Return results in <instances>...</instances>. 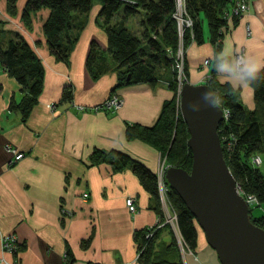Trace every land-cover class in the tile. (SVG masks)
<instances>
[{"label": "crops", "instance_id": "obj_1", "mask_svg": "<svg viewBox=\"0 0 264 264\" xmlns=\"http://www.w3.org/2000/svg\"><path fill=\"white\" fill-rule=\"evenodd\" d=\"M27 1L18 0V13L11 16L7 0H0L1 47L20 33L45 67L43 93L23 123L18 112L9 110L13 99L20 102L24 96L21 85L0 66V264H69V252L71 264H142L137 233L159 222L153 197L130 167L114 172L108 163L92 166L91 155L96 149L124 152L156 173L161 154L142 141L128 140L126 129L134 124L154 126L174 93L162 83L119 85L118 64L111 55H102L108 51L107 35L94 20L73 47L69 62L58 60L43 30L50 10L32 13L27 26L22 18ZM204 35V44L193 43L188 49L189 83L206 84L216 70L219 81L238 92L240 104L254 110L253 88L236 72L218 65H235L241 49L264 65V0H250L248 12L230 22L219 51L210 42L206 24ZM94 42L101 50L94 66L97 78L87 66ZM206 60L210 66L204 65ZM67 89L72 98L66 101ZM112 96L121 101L114 112L78 109ZM11 148L26 156L14 162ZM129 197L135 198L137 213L127 206ZM164 230L158 246L172 239L171 229V239H164ZM9 235L20 242L16 253L2 246V237ZM208 246L199 230L197 251ZM188 254L195 253L182 252V261Z\"/></svg>", "mask_w": 264, "mask_h": 264}, {"label": "trees", "instance_id": "obj_2", "mask_svg": "<svg viewBox=\"0 0 264 264\" xmlns=\"http://www.w3.org/2000/svg\"><path fill=\"white\" fill-rule=\"evenodd\" d=\"M17 2L18 0H7V12L11 16L18 13ZM238 2L239 0H186L187 13L193 20V32L186 31L185 46L188 48L192 43H205L204 25L207 22L210 42L219 51L230 22H237L241 18L240 15L232 14ZM123 5H128L126 16L113 25L112 21ZM91 7L92 0H28L22 18L30 26L32 13L50 10V16L43 27L48 46L58 60L68 63L72 49L80 39L77 33L73 34V38L67 35L72 27L73 13L84 14ZM139 9L145 12L142 37L126 26L129 17ZM176 10L177 0H105L100 16L108 38V52L118 64L119 85L157 84L164 80L170 84L174 93L173 98L165 103L154 126L128 125L127 139L150 145L170 167L190 172L193 166V153L188 144L190 131L180 110L177 73L173 69L175 54L179 48L178 23L174 17ZM100 55L99 45L92 43L87 66L95 78L98 75L94 72V66ZM0 66L21 85L24 96L20 102L13 99L9 110L18 112L22 122L26 123L43 93L45 67L20 33L13 35L5 49L0 44ZM186 76L188 78L187 64ZM246 81L249 85L251 83L254 91L255 109L251 111L240 104L238 92L230 84L219 81L216 70L212 71L206 84L215 95V104L221 100L219 106L231 113L229 122L222 124L219 129L226 163L242 192L245 195H255L259 204L254 207L260 208L264 206V174L252 160L258 155L264 156V71L255 80L249 77ZM71 98L72 93L67 89L64 100ZM227 140L233 143L231 149H228ZM103 163L111 165L114 172H123L130 167L143 188L153 197V209L159 216V221L164 220L156 173L127 153L94 150L91 165L99 166ZM169 196L178 217L179 232L188 249L196 254L199 230L204 231L178 193L170 189ZM250 213L253 223L264 229V214L255 218L252 205ZM167 228L171 229L169 225H165L161 228L150 227L137 233L139 260L142 264H183L182 251L172 229L169 243L162 246L156 243L160 233ZM150 232L154 234L147 238ZM68 256L71 264L74 259L70 252Z\"/></svg>", "mask_w": 264, "mask_h": 264}, {"label": "water", "instance_id": "obj_3", "mask_svg": "<svg viewBox=\"0 0 264 264\" xmlns=\"http://www.w3.org/2000/svg\"><path fill=\"white\" fill-rule=\"evenodd\" d=\"M214 104L208 85L188 82L183 86L180 110L190 131L193 166L190 172L170 167L166 178L196 218L221 264H264V229L253 223L250 206L226 163L219 135L224 110Z\"/></svg>", "mask_w": 264, "mask_h": 264}, {"label": "built area", "instance_id": "obj_4", "mask_svg": "<svg viewBox=\"0 0 264 264\" xmlns=\"http://www.w3.org/2000/svg\"><path fill=\"white\" fill-rule=\"evenodd\" d=\"M249 3L250 0H239L237 6L235 7V9L233 10L232 14H236V15H243L246 12H248L249 10ZM175 19L179 22L178 23V29L181 26H189V27H193V20L189 17L188 13H187V9H186V0H177V10L175 12L174 15ZM246 57L245 54V49H241L240 51H238L236 53V58H235V65H238V67H243V64L241 63V61ZM210 61L206 60L205 61V65H209ZM184 66H185V55H184V50H182L181 48L179 49L177 55H176V69L178 71V77H179V81H180V85H179V93L181 95V91L183 86L185 85V81L186 77H185V71H184ZM121 106V101L119 100L118 97L116 96H112L109 99H107L106 101L96 105V106H90V107H85V106H80L78 109L81 111H93V112H114L117 109H119ZM230 111L229 110H224V121L222 124H227L229 122L230 119ZM221 124V125H222ZM227 146L228 149H231L233 147V143L231 140H227ZM11 152H13L15 154V159L14 162H18L21 159H23L26 154L25 153H21L18 152L15 149H10ZM253 164L256 167H259L262 163V159L261 156H256L253 158L252 160ZM169 165L167 164L166 160L163 159L161 157V161L159 163L157 172H156V176H157V182H158V193H159V198L162 204V208H163V215H164V220H162L161 222L159 221L155 226L153 227H157V228H161L164 227L165 225H169L171 227V229L173 230L179 247L181 249V251L186 254L187 252L192 253L191 250L188 249L187 245L184 242L183 237L181 236L180 232H179V226H178V217L177 214L175 213L172 204L170 202V196H169V192H170V186L168 184L166 175H167V171L169 169ZM240 192H241V188H239ZM89 198V194H85L84 195V199H88ZM244 199L246 200V202L250 205H252L253 203H258V200H256L255 197L253 196H245ZM127 206L129 207L130 211L133 213H137L138 209L136 206V201L135 198L133 197H129L127 199ZM154 233L150 232L147 235V238H151L153 236ZM1 243L3 248L6 251H9L11 253H16L19 249V240L17 239V237L15 235H9V236H3L1 239ZM140 257V255H138V258Z\"/></svg>", "mask_w": 264, "mask_h": 264}, {"label": "rangeland", "instance_id": "obj_5", "mask_svg": "<svg viewBox=\"0 0 264 264\" xmlns=\"http://www.w3.org/2000/svg\"><path fill=\"white\" fill-rule=\"evenodd\" d=\"M104 4H105V0H92V7H91V10L89 12L84 13V14L74 12L73 13V20H72V27H71L70 30H68L67 35L71 36L73 38V36H74L73 34L77 33L79 35V38H80L83 35V33L86 31L88 25L90 24V22L92 20H94V25L98 26L105 33V30L103 28L104 22H103V20H102V18L100 16V11H101L102 7L104 6ZM127 6L128 5H123L121 7V9L119 10V12L117 13V15L115 16V18L112 21L113 25L119 23L120 21H122L125 18ZM243 15H241V17ZM144 20H145V12L142 9H139V11L136 14H134V15L129 17V19H128L127 23H126V26L129 29H131L132 31H134L139 37H142L143 36L142 35V31H143L142 21H144ZM177 23H179V22L177 21ZM206 25L208 27L207 22H206ZM178 30H179V48H178V50H177V52L175 54V60H174L175 64L173 66V69L177 73L176 74V83H177V86H178V101H179V104H180V93H179L180 81H179V77H178V71H177V69L175 67V65H176V55H177V53H178L180 48L182 50H184V55H185L184 71H185V77H187L186 76L187 53H188L189 47L193 43L188 48L185 46V34H186L187 30L191 31V33H192L193 32V27L181 26ZM65 42H67V41L65 40ZM67 45H68V43H67ZM107 54H109V52L108 51L107 52L104 51L102 55L107 57V58H109L110 54L109 55H107ZM235 58H236V55H235ZM204 65H205V63H204ZM210 65H211V61H210L209 65H205V66H210ZM163 75H166V74H163ZM209 78H210V76L207 78V81H208ZM184 81L186 83H188L189 82V78H186V80L184 79ZM160 83H162L163 85H166V87L170 88L169 87L170 84H168L166 81L162 80ZM205 85H207V84H205ZM223 110H228V109H223ZM223 145L224 144H223V141H222V146ZM261 159H262V163H261V165L258 168L264 174V156H261ZM239 188H241V187L238 185V189ZM239 192H240V190H239ZM240 193H241V195L243 197H245V196H248V197L249 196H253V197L256 198V200H258L257 204L256 203L252 204L253 216L255 218L264 214V206L260 207V208H255L254 207V205H258L259 204V199L255 195H253V194L245 195L242 192V190H241ZM164 236H165L164 237L165 240H170L171 239V233H170V229L169 228L164 230ZM185 258L186 259L183 258L184 264L185 263H187V264H221V261L219 259L218 253L210 246L206 247L205 249L198 250L196 252V254H188Z\"/></svg>", "mask_w": 264, "mask_h": 264}, {"label": "clouds", "instance_id": "obj_6", "mask_svg": "<svg viewBox=\"0 0 264 264\" xmlns=\"http://www.w3.org/2000/svg\"><path fill=\"white\" fill-rule=\"evenodd\" d=\"M241 63L243 64V67H238V65H233L229 63L220 64L218 65V67L221 70H225L229 72H236L238 76H240L242 79H245V80H247L249 77L255 80L261 68L264 67V65H261L259 62H257L255 59L249 56L245 57L241 61ZM203 95L207 97L209 93L205 91ZM220 103H221V100H218L216 104L213 105V107L219 105Z\"/></svg>", "mask_w": 264, "mask_h": 264}]
</instances>
